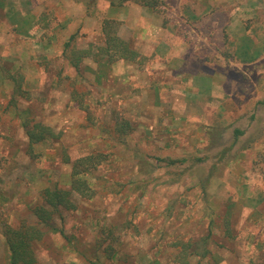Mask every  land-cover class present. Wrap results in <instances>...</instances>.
I'll return each mask as SVG.
<instances>
[{
	"label": "rangeland",
	"instance_id": "obj_1",
	"mask_svg": "<svg viewBox=\"0 0 264 264\" xmlns=\"http://www.w3.org/2000/svg\"><path fill=\"white\" fill-rule=\"evenodd\" d=\"M19 1V15L32 12L37 19L33 36H27L15 30L0 5V264H11L8 227L37 224L33 209L44 192L70 186L73 163L86 155L102 161L90 176L94 197L73 196V210H61L53 228L40 227L44 237L33 246L37 264H176L177 256L194 264H264V237L246 226L245 208L252 209L255 201L235 191L243 178L259 187L264 182V66L245 61L238 70L231 64L230 41L223 48L224 41L215 39L214 47L224 52L226 84L209 105L185 106L176 113L182 121L171 124L168 116L159 118L154 89L139 92L135 81L103 73L107 56L73 70L65 66V50L47 65L40 43L57 33L56 12L64 10ZM97 1L85 3L98 23L94 33L78 32L70 55L91 43L106 47L107 38L123 40L119 22L104 15L106 2L100 0L99 6ZM149 1L167 19L171 0ZM239 16L251 29L247 12ZM259 16L263 21L256 22L263 25L264 9ZM137 60L140 68L153 64L147 56ZM31 62L37 70L29 71ZM162 91L165 101L176 92ZM25 118L58 137L33 147L37 160L28 154ZM119 124L126 125L124 134ZM169 161L176 164L168 166ZM184 244L192 246L184 251Z\"/></svg>",
	"mask_w": 264,
	"mask_h": 264
},
{
	"label": "crops",
	"instance_id": "obj_2",
	"mask_svg": "<svg viewBox=\"0 0 264 264\" xmlns=\"http://www.w3.org/2000/svg\"><path fill=\"white\" fill-rule=\"evenodd\" d=\"M86 1L88 0H44L42 2L25 0L28 5L35 8L41 7L44 10L48 8L47 11L51 12L55 9L64 10L61 15L56 12L57 33L49 35L40 43L49 58L45 59L47 65L58 52H65L66 44L78 32L94 33L98 23L89 15V4L86 5ZM103 1L106 2L103 4L104 15L108 20L119 22L121 38L131 43V47L135 45L139 54L149 57L153 64L150 69H144L145 67L140 68L136 63L118 60L113 63L104 62L103 67L99 64L100 69L109 78L110 72H113L120 79L126 78L125 80L132 83L135 81V89L139 92L154 89V100L158 105L159 113L162 114L159 118L168 116L171 124L180 119L182 121V117L176 116V113L185 110V106L194 103L209 105V98L217 96L226 84V65L222 56L224 52L214 47L215 39L220 38L224 41L223 48H225V40L230 41L234 50L231 52L233 57L231 64L237 66L238 70L240 66H245V61H248L249 66L256 64L264 66L262 63L264 62V43L260 45L261 39L264 40V24L261 25L263 20L259 16L260 10L264 9V0H177V6L173 3L175 0H171L168 3L167 19L154 8L142 6L131 0ZM19 2V0H0V5L2 3L5 7L3 14L9 17V22L15 25V30L27 36H33V23L37 19V14L28 12L19 15L20 11L17 10ZM97 2L100 6V0ZM244 11L247 12L248 20H253L251 29L245 27L239 16ZM219 17H225V21L223 22ZM256 18L261 20L260 23L256 22ZM203 25L205 27L209 25L210 29L204 31ZM37 30L44 32L40 27ZM187 39H193L196 44L192 46V43L186 42ZM55 44H59V47L51 50V45ZM68 52L67 56L72 57L70 55L72 53ZM209 54L215 56L214 61L209 60ZM12 57L11 55L7 58L12 59ZM65 59V66L75 70L76 68L71 66L68 58ZM37 60L34 59L35 62ZM92 62L94 61L91 59H85L81 66L85 64L89 67ZM28 67L29 71L37 70L38 64L31 62ZM252 69L257 70L256 67ZM154 72L161 73L162 77L160 78L159 74L154 77ZM173 88L176 90L173 98L169 101L163 100L162 89L172 91ZM240 176L238 175L237 178L239 179ZM241 181L243 182L235 187V191L241 194L240 197H243L246 192L247 198L255 201L252 209L245 208V211H248L246 226L249 229L255 228L256 233L264 237V208L260 206L264 202V182L259 187L254 180L243 178ZM252 236H254L253 232ZM190 261L194 264L191 258L188 262ZM175 263H179V256Z\"/></svg>",
	"mask_w": 264,
	"mask_h": 264
},
{
	"label": "trees",
	"instance_id": "obj_3",
	"mask_svg": "<svg viewBox=\"0 0 264 264\" xmlns=\"http://www.w3.org/2000/svg\"><path fill=\"white\" fill-rule=\"evenodd\" d=\"M127 1V0H125ZM142 6L154 8V4L149 0H131ZM108 24V21L105 22ZM104 33V32H103ZM105 35V33H104ZM76 36L66 44V52L69 51L74 45ZM106 47H95L91 43L87 48L75 50L72 57H67L71 66L78 69L85 59H91L93 61L98 60V57L107 56L108 61L113 63L118 60H127L136 63L141 55L132 51L129 44L118 37L107 38ZM109 47V48H108ZM95 48H97L95 50ZM23 127L26 131L27 139L29 142L28 154L33 160H37L39 155L35 153L33 147L38 144H44L45 142L58 140V137L51 131L50 128L41 124V122L32 123L28 118L23 119ZM120 133L126 132V125L119 124ZM243 133L237 132V135ZM66 163H71L70 159H67ZM102 164V161L97 160L93 155H86L79 158L73 163L71 183L70 186L65 188L56 187L54 189H48L43 194V200L33 209L34 217L37 220V224L28 225L23 222L21 226L17 228L8 227L6 230V247L10 254L11 264H37V257L33 250V246L39 243L44 233L41 228L51 229L55 226V218L61 210L71 211L75 208L72 200L73 196H78L85 200H92L94 197V190L90 182V176L98 170V167ZM176 164L174 161H169L168 166ZM192 245H183V250L187 251ZM178 264H191L187 261V256H180Z\"/></svg>",
	"mask_w": 264,
	"mask_h": 264
}]
</instances>
